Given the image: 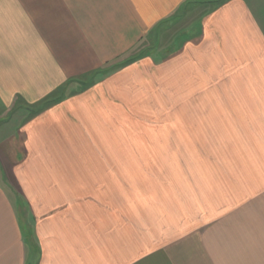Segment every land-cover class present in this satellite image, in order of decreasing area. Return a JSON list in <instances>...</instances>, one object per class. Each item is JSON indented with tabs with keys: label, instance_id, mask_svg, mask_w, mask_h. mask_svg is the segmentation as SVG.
I'll list each match as a JSON object with an SVG mask.
<instances>
[{
	"label": "crops",
	"instance_id": "1",
	"mask_svg": "<svg viewBox=\"0 0 264 264\" xmlns=\"http://www.w3.org/2000/svg\"><path fill=\"white\" fill-rule=\"evenodd\" d=\"M12 138L0 264H264V0H0Z\"/></svg>",
	"mask_w": 264,
	"mask_h": 264
},
{
	"label": "rangeland",
	"instance_id": "2",
	"mask_svg": "<svg viewBox=\"0 0 264 264\" xmlns=\"http://www.w3.org/2000/svg\"><path fill=\"white\" fill-rule=\"evenodd\" d=\"M212 1L214 2V1H218V0H212ZM247 1L253 5L254 0H247ZM176 44L177 43L176 42L174 43V41L171 39L168 42V45H175L176 46ZM158 51H161V49L156 48L155 53H157ZM54 97H57V95L56 94L50 95L47 99L54 98ZM39 107L41 108L42 106H39ZM150 125L152 127L153 126L157 127L158 124L157 123H150ZM10 130H12V131H10V133H8V134L14 133L15 127L13 126V123H12ZM185 141L187 142V139L182 140L183 144ZM17 143H18V141L16 138H12L10 140H7V139L6 140L5 139L0 140V161L2 159V157H1L2 154H4V153L6 154L7 152H11L13 145L17 144ZM143 156H144L143 160H145V157L147 158V156H149V158H148L149 161L159 160V161H166V162L167 161L180 162V164H181L180 169H178L176 171H169V172L179 173V178L181 179L180 182H181L182 193H184L185 189L186 190L189 189L188 191H190V189L193 191L196 190L197 193L204 191V185L201 184V183H203V179H204V170L198 168L200 166H203V162H199V161H203V155H202V160H200L199 155H197V158H196L195 155H190L188 153L164 154V155L150 154V155H143ZM134 158H135V156H134ZM0 165H1V163H0ZM190 178L196 179L197 184L196 185L190 184V183H192V181L189 180ZM5 181H6L5 182L6 183V189L11 193V190H12L11 187L12 186H7L8 179H6ZM183 188H185V189H183ZM22 223H23V220H22ZM24 229H25V227H24ZM26 230H27V228H26Z\"/></svg>",
	"mask_w": 264,
	"mask_h": 264
},
{
	"label": "trees",
	"instance_id": "3",
	"mask_svg": "<svg viewBox=\"0 0 264 264\" xmlns=\"http://www.w3.org/2000/svg\"><path fill=\"white\" fill-rule=\"evenodd\" d=\"M132 58H133V57H132ZM130 59H131V58H130ZM130 59L128 58V59H126V60L128 61V60H130ZM58 99H60V98L54 97V98L47 99V100L43 103L42 108L45 107V106L48 105V104H51L52 102H56V100H58Z\"/></svg>",
	"mask_w": 264,
	"mask_h": 264
}]
</instances>
